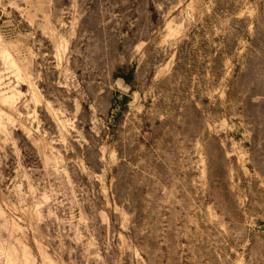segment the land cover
<instances>
[{"label":"rangeland","instance_id":"obj_1","mask_svg":"<svg viewBox=\"0 0 264 264\" xmlns=\"http://www.w3.org/2000/svg\"><path fill=\"white\" fill-rule=\"evenodd\" d=\"M0 264H264V0H0Z\"/></svg>","mask_w":264,"mask_h":264},{"label":"trees","instance_id":"obj_2","mask_svg":"<svg viewBox=\"0 0 264 264\" xmlns=\"http://www.w3.org/2000/svg\"><path fill=\"white\" fill-rule=\"evenodd\" d=\"M134 75V70L132 69L129 74L125 75L126 77H132Z\"/></svg>","mask_w":264,"mask_h":264}]
</instances>
